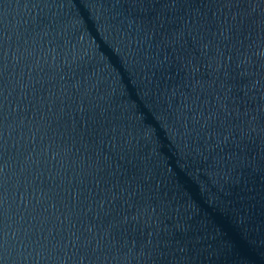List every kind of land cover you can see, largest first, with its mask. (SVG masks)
Masks as SVG:
<instances>
[{
    "label": "water",
    "instance_id": "95a60500",
    "mask_svg": "<svg viewBox=\"0 0 264 264\" xmlns=\"http://www.w3.org/2000/svg\"><path fill=\"white\" fill-rule=\"evenodd\" d=\"M0 264H264V0H0Z\"/></svg>",
    "mask_w": 264,
    "mask_h": 264
}]
</instances>
